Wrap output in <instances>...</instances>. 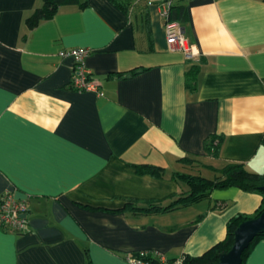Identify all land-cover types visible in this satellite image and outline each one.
Here are the masks:
<instances>
[{
    "label": "crops",
    "instance_id": "0c3cea01",
    "mask_svg": "<svg viewBox=\"0 0 264 264\" xmlns=\"http://www.w3.org/2000/svg\"><path fill=\"white\" fill-rule=\"evenodd\" d=\"M81 1L84 9L60 7L29 30L43 0H0V197L11 191L29 209L22 235L0 230V264L199 256L262 196L228 189L168 213L117 211L127 201L168 205L181 191L173 172L213 177L233 163L264 172V0L181 2L194 58L168 50L162 0H117L127 13L111 0ZM76 48L91 52L84 64L99 95L69 87L73 60L59 53ZM192 65L195 91L185 85ZM212 135L224 138L215 156L205 147ZM135 166L162 168L165 178ZM245 264H264V240Z\"/></svg>",
    "mask_w": 264,
    "mask_h": 264
},
{
    "label": "trees",
    "instance_id": "16d2710c",
    "mask_svg": "<svg viewBox=\"0 0 264 264\" xmlns=\"http://www.w3.org/2000/svg\"><path fill=\"white\" fill-rule=\"evenodd\" d=\"M121 10L128 12L130 7L122 5L117 0H111ZM189 0H178V3L172 5L169 8V18L179 22L183 27L186 23V7L181 2ZM65 6H77L80 9L86 7V2L81 0H43V4L40 8L26 20V26L29 30L34 29L42 21L52 19L57 13L60 7ZM149 31V29H147ZM148 40L151 42L149 32L146 33ZM141 70H131L124 73H114L107 76V78H114L116 80L130 79L137 74L141 73ZM147 70V69H145ZM199 66L192 65V67L186 72V88L190 91H195L197 82ZM69 87L74 90L72 83ZM75 91V90H74ZM224 138L222 136L212 135L206 142L205 147L209 152L214 150V156L218 153ZM262 147L264 148V138L262 140ZM184 166H192L193 161L186 158L181 161ZM191 163V164H190ZM136 172L140 175H149L154 178H165V170L155 166H135ZM215 175L211 178H205L202 175L191 172H173L170 178L181 185V191L177 195L173 196L170 203L163 206L161 202L149 201L142 206H139L135 201H127L124 208L121 211L124 213H131L135 216L147 215L150 213H168L174 210L183 209L201 201L209 200L212 194L216 191L237 189L246 194H259L262 196V201L258 209L252 215L237 214L230 218L226 224V234L223 240L216 243L203 254L199 256L185 255L176 262L174 260H167L169 264H215L218 261L220 254L230 250L234 240V232L237 227L244 221L258 217L264 210V191L261 189L264 187V172L261 174L251 173L246 170L244 164L233 163L224 166L222 169L215 171ZM264 240V235L257 236L253 239L249 247L242 254V263L245 264L251 250L259 241ZM133 259L139 260L146 264H161L160 256L153 252H146L136 254L132 256ZM86 264H92L87 260Z\"/></svg>",
    "mask_w": 264,
    "mask_h": 264
},
{
    "label": "built area",
    "instance_id": "2783aa9c",
    "mask_svg": "<svg viewBox=\"0 0 264 264\" xmlns=\"http://www.w3.org/2000/svg\"><path fill=\"white\" fill-rule=\"evenodd\" d=\"M172 0H162L160 17L163 20L164 33L167 48L171 52H182L188 58L197 56V52L190 46L184 36L182 26L179 22L170 20L169 8ZM90 50L76 48L59 53L60 58H71L73 60V73L71 83L76 92H92L99 95V85L91 78L84 60L89 56ZM28 205L25 200H17L11 191H5L0 197V230L22 235L27 227ZM161 264H169L166 258L160 254ZM130 264H146L139 260L128 258Z\"/></svg>",
    "mask_w": 264,
    "mask_h": 264
},
{
    "label": "water",
    "instance_id": "95a60500",
    "mask_svg": "<svg viewBox=\"0 0 264 264\" xmlns=\"http://www.w3.org/2000/svg\"><path fill=\"white\" fill-rule=\"evenodd\" d=\"M261 189L264 191V187ZM260 235H264V210L258 217L246 220L237 227L232 247L229 251L220 254L215 264H241L243 252L253 239Z\"/></svg>",
    "mask_w": 264,
    "mask_h": 264
},
{
    "label": "rangeland",
    "instance_id": "374dc122",
    "mask_svg": "<svg viewBox=\"0 0 264 264\" xmlns=\"http://www.w3.org/2000/svg\"><path fill=\"white\" fill-rule=\"evenodd\" d=\"M202 176L207 177L208 179L212 178L211 173H209V172H203Z\"/></svg>",
    "mask_w": 264,
    "mask_h": 264
}]
</instances>
